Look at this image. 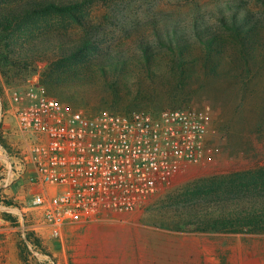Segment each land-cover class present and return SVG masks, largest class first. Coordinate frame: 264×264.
I'll return each instance as SVG.
<instances>
[{"label":"trees","instance_id":"1","mask_svg":"<svg viewBox=\"0 0 264 264\" xmlns=\"http://www.w3.org/2000/svg\"><path fill=\"white\" fill-rule=\"evenodd\" d=\"M96 1L0 0V75L25 76L46 60L41 83L61 102L87 103L94 114H157L192 98L194 84L233 78L245 83L251 64L264 55V20L242 0L217 1L219 28L194 6L184 17L165 14L150 22L153 39L138 36L135 51L105 44L97 25L84 20H78L84 30L75 36H46L40 30L41 18H75L76 10ZM257 1L264 9V0ZM87 88L98 91L101 104L79 98ZM175 206L180 212L175 229L264 234V168L203 179L188 187Z\"/></svg>","mask_w":264,"mask_h":264},{"label":"rangeland","instance_id":"2","mask_svg":"<svg viewBox=\"0 0 264 264\" xmlns=\"http://www.w3.org/2000/svg\"><path fill=\"white\" fill-rule=\"evenodd\" d=\"M217 1L98 0L76 10L75 18L55 14L41 18L38 25L46 36L59 32L75 36L84 30L78 20L88 21L97 25L98 35L103 36L105 44H120L135 51L138 36L153 39L151 21L169 13L184 17L193 6L201 9V16L214 27H221L214 14H217ZM242 3L257 18L264 20L261 3L257 0H242ZM261 38L260 49L264 53V30ZM47 64L46 60L38 62L37 71L25 76L17 75L15 71L9 73L8 79L0 75V156L6 161L10 156H19L24 148L17 119L13 117L10 121L7 112L11 99L16 103V93L30 83L44 86L41 73ZM190 90L194 91L192 98L179 108L207 113L209 131L203 154L197 160L182 163L137 210H103L105 217L90 230L94 254L87 264H264V234L193 232L174 228L180 220L176 200L188 187L212 176L256 172L264 168V55L251 64V73L245 83L235 78L227 81L209 79L194 84ZM50 96L60 100L55 95ZM79 98H85L91 105L101 104L98 91L89 88L87 92H79ZM62 103L95 115L87 103L79 106L69 101ZM3 169L4 165L0 167V182L5 174ZM10 202L13 204V200L6 204ZM49 240L44 252L54 256L56 264H81L75 250L69 247L70 242L60 255L54 254L49 246L55 239ZM19 250L21 253L17 257L21 264H47L44 259L41 261L26 252L23 246H19Z\"/></svg>","mask_w":264,"mask_h":264},{"label":"built area","instance_id":"3","mask_svg":"<svg viewBox=\"0 0 264 264\" xmlns=\"http://www.w3.org/2000/svg\"><path fill=\"white\" fill-rule=\"evenodd\" d=\"M15 101L25 102L15 110L24 148L13 162L12 182L25 179L31 190L23 201L13 195L20 222H6L0 212V244H9L7 229L15 228L18 247L47 264H56L44 252L48 237L61 242L66 226L103 210H137L182 163L203 154L208 137L207 113L193 108L92 115L66 106L39 83L16 93ZM1 181L0 204L7 205L11 182ZM18 259L0 248V264H21Z\"/></svg>","mask_w":264,"mask_h":264},{"label":"crops","instance_id":"4","mask_svg":"<svg viewBox=\"0 0 264 264\" xmlns=\"http://www.w3.org/2000/svg\"><path fill=\"white\" fill-rule=\"evenodd\" d=\"M26 88V87H25ZM24 88V89H25ZM23 90V89H22ZM21 90V91H22ZM25 103V102H24ZM19 102L13 103V98L10 102V109L7 110L8 115L10 117V121H13V117L15 116V110L18 106L24 104ZM6 159L3 158V156H0V167L4 165L3 172L4 178H6L11 184L8 188H6L5 192L8 194V201L13 200V195L17 196L19 200L23 201L25 198H28L29 191L31 188L26 184L25 179L16 181L13 184V162L16 161V157L10 156ZM5 162V163H4ZM32 170L33 167L30 166ZM2 185V181L0 182V186ZM21 203L19 206L21 207ZM18 210H13V204L10 202V204L4 205L0 204V212H3V216L6 219V222H11L15 220L16 222L21 221V217L18 216L20 214V208L17 207ZM7 215L10 216L7 218ZM106 212H100L97 214L94 218L89 220H84L80 222L79 224L75 226H66L64 228V237L61 240V242H56L55 240H51V249H53L54 254L59 253L60 255L64 253L65 245L66 243L70 242L69 247L73 248L75 250V254L79 256V262L81 261V264H87L89 258H91L94 254V244L93 239L90 234V230L92 229V226L100 219L105 217ZM9 231L8 237H9V244L8 245H2L0 244V248H3L6 251H9L10 254L13 255V260L17 259L19 254L21 253V250H19L18 244L16 242V230L15 228L8 227L7 229ZM13 240V241H11ZM46 243L50 242L49 238L45 240ZM16 262V261H15Z\"/></svg>","mask_w":264,"mask_h":264}]
</instances>
